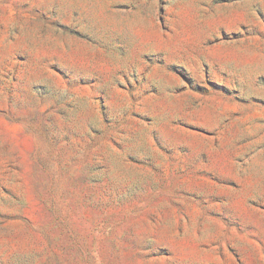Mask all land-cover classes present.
Here are the masks:
<instances>
[{
  "label": "rangeland",
  "instance_id": "rangeland-1",
  "mask_svg": "<svg viewBox=\"0 0 264 264\" xmlns=\"http://www.w3.org/2000/svg\"><path fill=\"white\" fill-rule=\"evenodd\" d=\"M0 264H264V0H0Z\"/></svg>",
  "mask_w": 264,
  "mask_h": 264
}]
</instances>
